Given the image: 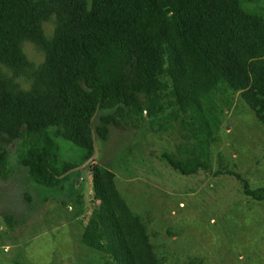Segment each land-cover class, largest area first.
Here are the masks:
<instances>
[{"label":"trees","instance_id":"16d2710c","mask_svg":"<svg viewBox=\"0 0 264 264\" xmlns=\"http://www.w3.org/2000/svg\"><path fill=\"white\" fill-rule=\"evenodd\" d=\"M25 43L42 54L39 65L27 60ZM223 81L245 91L264 128V0H0V138L20 142L14 159L39 186L54 189L88 163L117 116L142 109L140 97L169 92L186 139L203 144L207 124L189 112L199 113L197 95ZM61 141L83 151L80 165L61 157ZM207 157L189 170L166 159L187 175ZM13 172L0 152V180ZM98 193L121 255L138 264L104 188ZM243 194L264 201V189L245 184Z\"/></svg>","mask_w":264,"mask_h":264},{"label":"rangeland","instance_id":"374dc122","mask_svg":"<svg viewBox=\"0 0 264 264\" xmlns=\"http://www.w3.org/2000/svg\"><path fill=\"white\" fill-rule=\"evenodd\" d=\"M43 27L52 33V23ZM23 52L35 66L43 61L31 43ZM197 96L201 110L189 113L207 124L203 144L186 139L192 135L169 92L148 105L140 97L142 109L117 116L106 140L97 139L94 159L54 189L35 184L16 163L20 142L0 138L14 166L0 180V264H129L102 212L99 186L138 264H264V201L243 194L245 184L264 189V128L245 91L227 81ZM60 145L61 157L80 165L83 151ZM204 153L203 167L187 175L166 159L189 170Z\"/></svg>","mask_w":264,"mask_h":264},{"label":"water","instance_id":"95a60500","mask_svg":"<svg viewBox=\"0 0 264 264\" xmlns=\"http://www.w3.org/2000/svg\"><path fill=\"white\" fill-rule=\"evenodd\" d=\"M95 155H96V149H95ZM95 155L91 158L92 160L94 159Z\"/></svg>","mask_w":264,"mask_h":264},{"label":"crops","instance_id":"0c3cea01","mask_svg":"<svg viewBox=\"0 0 264 264\" xmlns=\"http://www.w3.org/2000/svg\"><path fill=\"white\" fill-rule=\"evenodd\" d=\"M0 227H2V226L0 225Z\"/></svg>","mask_w":264,"mask_h":264}]
</instances>
